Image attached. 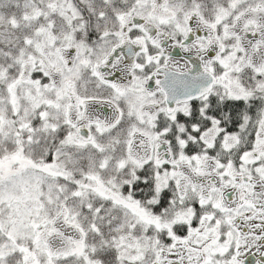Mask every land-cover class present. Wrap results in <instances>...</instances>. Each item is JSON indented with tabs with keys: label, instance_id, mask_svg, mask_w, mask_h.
<instances>
[{
	"label": "snow or ice",
	"instance_id": "obj_1",
	"mask_svg": "<svg viewBox=\"0 0 264 264\" xmlns=\"http://www.w3.org/2000/svg\"><path fill=\"white\" fill-rule=\"evenodd\" d=\"M0 264H264V0H0Z\"/></svg>",
	"mask_w": 264,
	"mask_h": 264
}]
</instances>
